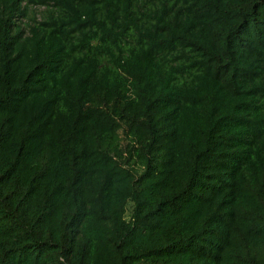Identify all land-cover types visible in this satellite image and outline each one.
Returning <instances> with one entry per match:
<instances>
[{"label":"trees","instance_id":"obj_1","mask_svg":"<svg viewBox=\"0 0 264 264\" xmlns=\"http://www.w3.org/2000/svg\"><path fill=\"white\" fill-rule=\"evenodd\" d=\"M0 264H264V0H0Z\"/></svg>","mask_w":264,"mask_h":264},{"label":"rangeland","instance_id":"obj_2","mask_svg":"<svg viewBox=\"0 0 264 264\" xmlns=\"http://www.w3.org/2000/svg\"><path fill=\"white\" fill-rule=\"evenodd\" d=\"M41 14V10L40 9H34L32 10V14H30L31 16H35V15H39Z\"/></svg>","mask_w":264,"mask_h":264}]
</instances>
